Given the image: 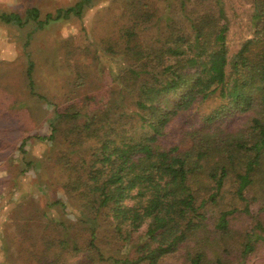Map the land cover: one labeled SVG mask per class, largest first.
I'll list each match as a JSON object with an SVG mask.
<instances>
[{"label":"trees","instance_id":"trees-1","mask_svg":"<svg viewBox=\"0 0 264 264\" xmlns=\"http://www.w3.org/2000/svg\"><path fill=\"white\" fill-rule=\"evenodd\" d=\"M89 1L48 12L44 19L35 6L23 14L0 10V22L19 27L34 23L39 29L61 17H80ZM253 3L252 36L231 54L221 0H178L177 6L169 2L167 10L173 6L176 17H166L165 26L151 33L145 45L142 37L160 18L148 1L135 3L131 23L122 35L124 42L117 43L125 67L117 72L122 86L107 107L111 112L95 109L83 114L86 122L79 126L98 143L90 162L83 164L86 188L81 192L87 194L91 212L87 247L99 259L104 256L95 245L94 227L100 214L107 212L119 238L137 236L132 245L135 256H108L112 264H159L190 239L195 244L187 251L189 263L205 264L207 245H216L214 240L230 234V217L238 210L236 206L213 208L218 211L213 226L217 234L211 239L206 221L208 210L213 209L206 205L218 204L229 189L240 201L246 200V190L255 184L264 191V0ZM33 65L29 59L25 71L30 93H34ZM211 96L220 103L200 126L185 131L177 144H162L159 138L169 122ZM72 113L83 116L80 111ZM235 113L244 114L243 125L229 129L217 123ZM60 116L56 111L55 119ZM55 119L49 120V135L35 138L53 140ZM82 179L78 177L76 189ZM226 184L229 188L223 189ZM53 204L65 207L59 200ZM247 206L248 202L243 211ZM59 224L64 231L58 241L61 247L79 249L67 226ZM260 239L261 235L245 233L242 256L252 252ZM215 264H222V259L217 257Z\"/></svg>","mask_w":264,"mask_h":264},{"label":"rangeland","instance_id":"rangeland-1","mask_svg":"<svg viewBox=\"0 0 264 264\" xmlns=\"http://www.w3.org/2000/svg\"><path fill=\"white\" fill-rule=\"evenodd\" d=\"M78 1L0 0V10L23 14L35 6L44 19L46 13H56ZM138 1L143 0H90L80 17H61L39 29L34 23L19 27L0 22V264H112L108 256H135L132 245L137 236L119 238L107 212L100 214L94 227L95 245L104 258L99 259L95 250L87 247L91 212L87 194L81 192L86 188L82 185L86 179L83 164L90 162L98 143L81 127L86 122L83 114L90 115L95 109L111 112L107 107L122 86L117 72L125 67L117 43L124 42V28L131 23L130 14L135 13ZM145 1L156 8L160 19L142 37L144 45L151 33L165 26L166 17H176L174 7L167 10V4L178 5V0ZM221 1L229 24L226 44L231 54L252 36L254 0ZM29 59L34 64V93L29 91L25 73ZM219 103L217 96H211L178 114L163 130L159 138L162 144L181 142L182 134L200 126ZM74 110L83 116L75 117ZM56 111L61 114L58 119ZM52 118L56 120L55 138H35L49 135ZM244 120V114L235 113L217 123L234 129ZM80 176L81 186L76 189ZM230 190L218 204L206 205L215 210L236 206L238 210L230 217V234L222 241L214 240L216 245H207L205 264H215L217 257L222 264H264V191L255 184L246 190V200L240 201ZM56 200L65 207L53 204ZM246 202L248 208L243 211ZM214 209L208 210L206 221L211 239L217 234L213 226L218 211L215 214ZM59 222L67 226L79 249L62 248L58 243L64 232ZM249 232L262 239L252 252L242 256L240 242ZM194 244L190 239L159 264H190L187 251Z\"/></svg>","mask_w":264,"mask_h":264}]
</instances>
